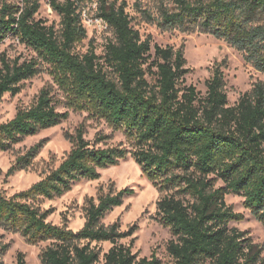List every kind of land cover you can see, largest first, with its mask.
<instances>
[{
	"label": "trees",
	"instance_id": "trees-1",
	"mask_svg": "<svg viewBox=\"0 0 264 264\" xmlns=\"http://www.w3.org/2000/svg\"><path fill=\"white\" fill-rule=\"evenodd\" d=\"M88 1L94 17L113 31L104 55L75 46L87 37L83 22ZM60 15V28L36 18L39 0H0V42L13 35L50 63L55 82L65 93L66 109H58L50 87H43L34 103L19 108L0 123V150L69 117L70 108L86 110L124 131L134 148L106 145L107 135L87 139L79 126L68 137L73 147L64 160L26 189L7 195L0 190V227L19 232L30 243L49 241L41 251L43 264H99L100 249L93 241H110L105 264H162L152 254L139 257L132 246L119 243L135 229L105 225L104 215L123 204L131 187L89 198L80 229L49 220L51 208L40 200L69 191L81 179H96L100 169L132 155L142 172L165 194L157 215L169 226L167 249L174 264H264L263 246L244 230L230 227L243 214L227 203L226 195L244 196V205L264 224V81L257 80L235 104H230L219 65L206 80L202 94L187 83L184 44L153 43L132 24L126 0H50ZM147 22L162 29L208 32L243 53L245 60L264 71V0H164L158 15L136 0ZM36 58L20 61L5 53L0 63V103L5 93L17 94L23 80L36 75ZM43 142L30 147L9 168H27ZM222 183H219V182ZM9 244H2L3 254ZM16 264H26L23 252Z\"/></svg>",
	"mask_w": 264,
	"mask_h": 264
},
{
	"label": "rangeland",
	"instance_id": "rangeland-1",
	"mask_svg": "<svg viewBox=\"0 0 264 264\" xmlns=\"http://www.w3.org/2000/svg\"><path fill=\"white\" fill-rule=\"evenodd\" d=\"M21 2V0H13ZM50 0H39L40 8L36 18L45 20L59 29L60 15L51 7ZM127 10L132 18V24L140 30L143 37L151 36L153 43L173 45L178 48L184 44L186 66L190 71L186 75L187 83L194 84L202 94L206 93V80L211 76L215 66L219 65L225 78V89L230 104H235L241 94L250 90L257 80L264 81V71L256 69L247 62L243 53L231 46L227 41L217 38L211 33L202 31L187 32L177 28L162 29L157 22H147L141 17L135 6L136 0H126ZM143 7L150 8L158 15V3L161 0H138ZM172 5L173 0H164ZM96 3L88 1L84 10V24L87 37L78 42L75 50L85 53L94 48L96 53L104 55L106 44L114 39L111 28L100 18L94 17ZM5 53L11 59L20 61L36 58L39 71L36 75L22 81L21 90L17 94L5 93L0 103V123L12 118L19 108L29 107L36 100L40 90L48 86L58 102V109L64 110L65 93L55 82L52 67L30 46L16 36H9L0 42L1 55ZM79 126L85 129L87 139L93 140L98 134H105L106 145H121L134 148L133 141L127 138L124 131L115 129L104 119L94 118L86 110L70 108L69 117L59 124L41 129L34 135L24 137L11 148L0 150V190L7 195L26 189L56 168L68 155L73 147L69 134L76 132ZM43 142L37 155L27 168L9 174V168L17 157L25 154L30 147ZM219 183H222L221 181ZM131 187L135 192L124 198L123 204L108 211L102 218L105 225L117 223L120 230L135 229L131 236L123 237L118 242L131 245L139 257H150L156 254L162 264H174V258L167 249L172 232L169 226L161 222L157 215V202L165 194L142 172L140 165L130 154L117 165L100 169L96 179H81L72 188L52 199L44 198L40 204L51 208L49 220L55 224H67L72 229H80L86 220V209L89 198L95 201L100 195L116 192L122 188ZM244 196L228 193L226 201L233 209L243 214L240 220H231L230 227L244 230L252 240L263 246L264 256V224L258 220L251 210L244 205ZM8 243L9 248L0 253V264H16L17 254L23 252L26 264H43L41 251L49 241L28 242L19 232H12L0 227V247ZM92 246L100 249L101 260L105 264L103 253L113 245L110 241H93ZM205 264H211L206 262Z\"/></svg>",
	"mask_w": 264,
	"mask_h": 264
}]
</instances>
